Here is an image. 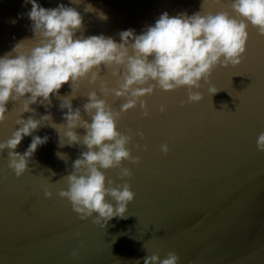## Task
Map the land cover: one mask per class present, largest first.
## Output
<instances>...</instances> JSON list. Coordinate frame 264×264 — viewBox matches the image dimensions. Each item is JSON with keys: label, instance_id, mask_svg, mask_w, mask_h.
Wrapping results in <instances>:
<instances>
[{"label": "water", "instance_id": "1", "mask_svg": "<svg viewBox=\"0 0 264 264\" xmlns=\"http://www.w3.org/2000/svg\"><path fill=\"white\" fill-rule=\"evenodd\" d=\"M36 2L45 9L60 4L74 7L83 16L84 30L77 37L104 35L118 43L120 32L131 29L139 35L165 12L171 17L230 10L215 0ZM229 2L222 0L225 6ZM88 4L108 19H99L97 12L86 13ZM30 11L31 4L25 0H0V57L18 42L34 38ZM248 34L243 62L215 68L210 85L201 81L199 103H187L186 87L173 92L157 88L144 97L147 118L139 107L122 116L117 130L132 136L128 148L141 160L138 165L123 162L132 172L126 182L135 193L124 219L114 218L103 228L93 223L98 214L81 220L71 203L56 195L67 189L61 179L86 148L59 147V134L50 126L32 134L49 139L38 146L20 178L8 168V150L0 153V264H144L147 255L158 253L163 259L170 251L180 257L179 264H264V152L257 150V138L264 132V36L252 26ZM33 44L26 41V48ZM101 67L109 87H115L110 71ZM210 86L220 91L210 96ZM92 91L99 94V83L80 81L73 108L80 107L83 113ZM71 92L69 83L58 95ZM107 100L114 109L124 102L113 96ZM51 101V105L39 101L31 105L36 110L34 118L50 112L53 122L65 123L62 117L67 109L60 110L57 95ZM162 105L166 107L163 114ZM6 107L9 113L0 123V142L19 128L17 119L33 116L27 112L20 117L23 100L9 101ZM85 119L91 122L86 115ZM76 131L85 134L82 128ZM32 136L24 137L15 151L23 154ZM163 144L169 147L167 155L160 150ZM58 152L66 154V160ZM105 175L116 184L125 182L118 178V169ZM45 189L53 193L52 198H45ZM74 250L78 257L72 255Z\"/></svg>", "mask_w": 264, "mask_h": 264}, {"label": "clouds", "instance_id": "2", "mask_svg": "<svg viewBox=\"0 0 264 264\" xmlns=\"http://www.w3.org/2000/svg\"><path fill=\"white\" fill-rule=\"evenodd\" d=\"M25 3L31 4L27 16L32 22L34 38L18 42L0 57V123L9 113L6 107L9 101L19 103L23 100L20 117L27 112L33 116L17 119L19 128L11 138L0 142V153L8 150V168L20 178L28 170L38 146L49 139L32 136L41 127L50 126L57 131L61 148L66 145L86 148L73 162L72 171L61 179L66 181L67 189L59 190L56 195L67 199L81 220L98 214L93 223L103 228L114 218H126L128 205L134 201L135 193L126 182V178L131 179L132 172L123 167V162L133 165L141 162L140 157L132 156L128 148L132 136L117 130L122 116L139 107L147 118L149 109L144 97L151 96L157 88L173 92L186 87L187 103H199L203 100L198 91L201 81L210 85L215 68L227 69L243 62L249 26L264 36V0H230L227 6L222 0H215L222 9L230 10L197 12L191 16L181 13L170 17L165 12L139 35L131 29L120 32L119 43L104 35L77 37V32L84 30L83 16L74 7L60 4L45 9L36 0H25ZM84 11L97 12L91 4L86 5ZM97 15L101 20L108 19L103 12H97ZM26 41H34V44L26 48ZM101 66L106 72L110 71L115 87H109L101 75ZM82 80H87L90 85L99 83V94L97 91L87 94L83 113L80 107L74 109L72 106ZM69 83L71 94L60 97L59 90ZM218 91L214 86L208 88L210 96ZM53 95L61 100L60 110L67 109L62 117L65 123L53 122L50 112L40 119L34 118L36 110L30 106L38 101L41 105H51ZM109 96L124 102L114 109L108 103ZM184 106L182 103L181 107ZM165 111L166 107L162 105L160 112ZM77 128L84 129L85 134H78ZM137 135L144 138L142 132ZM26 136H32V142L20 154L15 149ZM135 147L141 149L139 144ZM143 150H148L147 145ZM160 150L167 155L169 147L163 144ZM257 150L264 152V132L257 138ZM56 155L63 160L67 158L63 153ZM113 169L119 170L118 178L124 183L116 184L106 177L105 172ZM44 196L50 199L53 193L45 189ZM72 255L78 257V250ZM179 260L180 257L170 251L163 259L158 253L147 255L144 264H179Z\"/></svg>", "mask_w": 264, "mask_h": 264}]
</instances>
